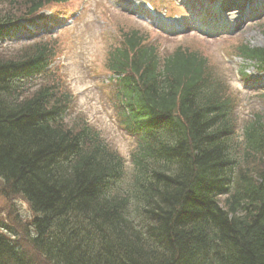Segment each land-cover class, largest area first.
I'll return each instance as SVG.
<instances>
[{"label": "trees", "instance_id": "trees-1", "mask_svg": "<svg viewBox=\"0 0 264 264\" xmlns=\"http://www.w3.org/2000/svg\"><path fill=\"white\" fill-rule=\"evenodd\" d=\"M65 1L0 0V36ZM151 37L121 29L107 60L136 139L130 179L99 131L67 123L73 96L48 69L55 42L0 46L2 196L30 206L26 224L7 215L43 260L0 222V264H264V117L238 131V103L207 57ZM237 51L264 72V48Z\"/></svg>", "mask_w": 264, "mask_h": 264}, {"label": "rangeland", "instance_id": "rangeland-1", "mask_svg": "<svg viewBox=\"0 0 264 264\" xmlns=\"http://www.w3.org/2000/svg\"><path fill=\"white\" fill-rule=\"evenodd\" d=\"M242 1L190 0L196 7H185L178 3L179 0H69L66 4H54L50 11L45 13L55 14V18L51 20L53 27H49V23L47 28L40 25L36 28V35L26 37L25 33L18 34V39L13 36L11 41H4L3 47L7 48L8 53L33 39L58 42L51 72L53 78L59 77L60 81L56 83L60 82V86L73 96V102L66 115L67 123L71 125L73 120H83L99 131L106 142L124 158L127 172L125 178L130 179L128 176L132 172L131 154L136 147V139L122 126V100L117 95L116 84L108 81L110 73L107 70L108 54L120 43V30L138 29L149 33L152 36L151 42L162 46L161 51L172 52L182 46L206 56L213 67L214 76L225 83L230 96L238 103L235 115L240 131L242 124L253 114L260 113L264 117V74L257 72L253 63L238 58L237 51L241 44L264 48V17L261 16L258 22L251 26L240 28L233 35L226 34L223 38L215 40L204 37L199 33V28L195 30L189 19L183 23L187 29L186 33L178 36L163 34L159 28H155V22L161 18L165 20L163 27L166 30L176 29V18L183 15L187 17L188 10L192 12V9H199V6L203 8V3H206L218 6L221 14L230 18L228 21L236 27V21L231 19L235 14L233 15L229 8L232 4H241ZM142 3L148 4L156 15L148 13L141 6ZM126 8L139 10L140 14L128 13ZM66 20L73 22L57 27ZM241 74H245L246 79L242 78ZM2 189L0 183V222L16 228L8 218L9 207H12L10 209L15 214L20 213L22 223L30 222L33 217L30 206L22 199H6L2 196ZM21 228L20 225L16 228V237L14 231L7 232L8 236L14 240H22L24 237ZM21 244L30 256H34L33 259L37 263H43L25 241Z\"/></svg>", "mask_w": 264, "mask_h": 264}, {"label": "bare ground", "instance_id": "bare-ground-1", "mask_svg": "<svg viewBox=\"0 0 264 264\" xmlns=\"http://www.w3.org/2000/svg\"><path fill=\"white\" fill-rule=\"evenodd\" d=\"M239 8H238V6H236V7L235 6H232V7L230 6V10L233 11V12H237V13L239 12Z\"/></svg>", "mask_w": 264, "mask_h": 264}]
</instances>
